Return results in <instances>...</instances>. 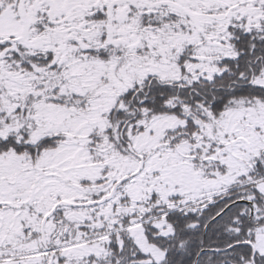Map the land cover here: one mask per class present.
Instances as JSON below:
<instances>
[{"label":"snow or ice","instance_id":"1","mask_svg":"<svg viewBox=\"0 0 264 264\" xmlns=\"http://www.w3.org/2000/svg\"><path fill=\"white\" fill-rule=\"evenodd\" d=\"M0 264H264V0H0Z\"/></svg>","mask_w":264,"mask_h":264}]
</instances>
